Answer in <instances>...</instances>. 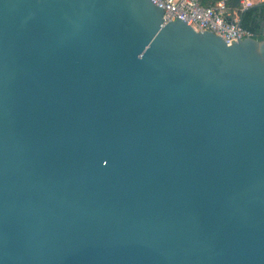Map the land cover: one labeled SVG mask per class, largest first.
<instances>
[{
	"label": "water",
	"instance_id": "1",
	"mask_svg": "<svg viewBox=\"0 0 264 264\" xmlns=\"http://www.w3.org/2000/svg\"><path fill=\"white\" fill-rule=\"evenodd\" d=\"M153 0H0V264H264V39Z\"/></svg>",
	"mask_w": 264,
	"mask_h": 264
},
{
	"label": "built area",
	"instance_id": "2",
	"mask_svg": "<svg viewBox=\"0 0 264 264\" xmlns=\"http://www.w3.org/2000/svg\"><path fill=\"white\" fill-rule=\"evenodd\" d=\"M164 8L165 22L178 16L197 31L210 30L220 35L228 43L243 38L251 33L243 28L239 18L233 15L227 0H218L214 4H203L202 0H153ZM246 2L244 7L249 6ZM231 15H233L231 17Z\"/></svg>",
	"mask_w": 264,
	"mask_h": 264
},
{
	"label": "trees",
	"instance_id": "3",
	"mask_svg": "<svg viewBox=\"0 0 264 264\" xmlns=\"http://www.w3.org/2000/svg\"><path fill=\"white\" fill-rule=\"evenodd\" d=\"M218 0H202L203 4H214ZM243 0H227L236 12L241 26L247 29L258 40L264 39V0L244 7ZM233 15H231L232 17Z\"/></svg>",
	"mask_w": 264,
	"mask_h": 264
},
{
	"label": "crops",
	"instance_id": "4",
	"mask_svg": "<svg viewBox=\"0 0 264 264\" xmlns=\"http://www.w3.org/2000/svg\"><path fill=\"white\" fill-rule=\"evenodd\" d=\"M262 1L263 0H243L242 3H243V6H244L246 2L250 3V5H251V4L259 3V2H262ZM233 12H234L233 15L238 16L235 11H233Z\"/></svg>",
	"mask_w": 264,
	"mask_h": 264
}]
</instances>
